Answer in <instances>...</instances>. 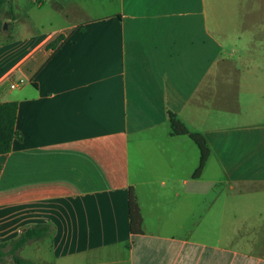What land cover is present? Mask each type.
Here are the masks:
<instances>
[{
    "label": "crops",
    "instance_id": "1",
    "mask_svg": "<svg viewBox=\"0 0 264 264\" xmlns=\"http://www.w3.org/2000/svg\"><path fill=\"white\" fill-rule=\"evenodd\" d=\"M217 3L9 0L0 103L20 139L0 155V243L47 224L19 250L32 264H264V54L224 51ZM170 115L205 139L197 177Z\"/></svg>",
    "mask_w": 264,
    "mask_h": 264
},
{
    "label": "trees",
    "instance_id": "2",
    "mask_svg": "<svg viewBox=\"0 0 264 264\" xmlns=\"http://www.w3.org/2000/svg\"><path fill=\"white\" fill-rule=\"evenodd\" d=\"M9 7V0H0V14L5 12ZM2 20H0V29ZM17 118V106L15 102L0 103V155L6 154L11 150L12 142L20 139L19 132L15 129ZM171 134L187 135L197 145L200 153L199 165L194 171L193 176H199L209 155V149L205 139L201 134L189 132L183 124L170 115ZM128 218L129 231L131 234H139L142 232V218L136 201V196L131 188L128 191ZM50 228L47 224H39L26 229L17 238L8 242L0 243V263L10 258L13 264H32L30 260L19 255V250L28 242L45 238L49 235Z\"/></svg>",
    "mask_w": 264,
    "mask_h": 264
},
{
    "label": "rangeland",
    "instance_id": "3",
    "mask_svg": "<svg viewBox=\"0 0 264 264\" xmlns=\"http://www.w3.org/2000/svg\"><path fill=\"white\" fill-rule=\"evenodd\" d=\"M256 3L257 0H218V3L216 5L219 7L218 18L219 20H221V28L224 31V33L222 34V44L226 53H228L229 51H233L237 52L240 55H248L249 53H252V55H254L255 53L264 54V22L262 25H260L262 28V32H260L259 35L256 36L257 38H255L254 35L257 30V25L251 24L252 21L260 19L258 18V16L260 17L263 15L264 18V9L262 10L263 14L261 15L260 10H257L256 12V9L254 8L255 6L258 7L259 5L264 4ZM2 29L4 28L2 27ZM248 39H252L250 40L251 42L244 41ZM245 59L248 60V58ZM249 60L251 59L249 58ZM256 60L261 61L264 67V58H257ZM250 63H253V66L256 65L255 57H253V60L250 61ZM254 72L263 73L259 74V76L262 80H264V68L261 71L260 69L254 70ZM256 75L257 74L252 73V79H254ZM246 76H251V73L246 72V70L244 69H242V71L237 74L238 79L241 80H244ZM132 148L133 144L131 138V153ZM250 203L253 222L257 224H264V218H260L258 216L259 212H262L264 214V194L253 195ZM240 210L241 209H238V211ZM20 256L22 257V254Z\"/></svg>",
    "mask_w": 264,
    "mask_h": 264
},
{
    "label": "built area",
    "instance_id": "4",
    "mask_svg": "<svg viewBox=\"0 0 264 264\" xmlns=\"http://www.w3.org/2000/svg\"><path fill=\"white\" fill-rule=\"evenodd\" d=\"M11 87H13V85H11Z\"/></svg>",
    "mask_w": 264,
    "mask_h": 264
}]
</instances>
